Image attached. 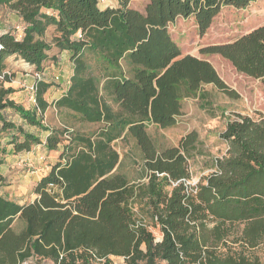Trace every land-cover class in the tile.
I'll return each mask as SVG.
<instances>
[{"label":"trees","instance_id":"16d2710c","mask_svg":"<svg viewBox=\"0 0 264 264\" xmlns=\"http://www.w3.org/2000/svg\"><path fill=\"white\" fill-rule=\"evenodd\" d=\"M132 1L103 10L98 0H0L20 17L13 30L0 31V75L10 56L42 73L55 47L74 64L66 95L54 103L72 121L63 119L64 128L44 123L52 84L38 83L31 110L4 86L10 75L0 80V155L3 144L15 154L43 144L25 124L49 132L45 147L60 152L32 202L0 195V264H112V257L126 264H264L257 254L264 243V113L227 122L220 134L225 154L194 185L190 162L205 154L197 131L169 147L148 133L151 124L176 126L184 101L204 98L206 85L238 96L208 60L182 54L169 25L193 18L203 35L224 7L257 0H148L142 10L129 7ZM205 52L264 83V25ZM77 123L99 127L87 132ZM117 142L129 147L123 156ZM127 159L140 165L139 177L123 172Z\"/></svg>","mask_w":264,"mask_h":264},{"label":"rangeland","instance_id":"374dc122","mask_svg":"<svg viewBox=\"0 0 264 264\" xmlns=\"http://www.w3.org/2000/svg\"><path fill=\"white\" fill-rule=\"evenodd\" d=\"M133 4L135 8L142 10L146 4V0H136ZM12 14L10 9L0 6V31L6 29L13 30L18 24L17 19ZM263 25L264 0H257L244 8L224 7L214 19L211 27L203 35L199 33L193 18H178L174 23L169 25L170 34L178 43L182 54L208 60L229 89L235 91L238 95L234 98L213 85H206L203 89L206 94L204 98L196 97L184 101L183 114L178 118L176 126L171 128H161L153 124L148 126V133L155 143L158 146L165 147L178 146L184 136L192 131H197L205 154L196 156L190 162L192 172L190 183L193 185L201 177L211 173L214 168V160L225 154L227 145L220 138V134L225 130L227 122L238 114L257 118L259 113H264L263 80L238 72L222 56L208 54L205 50L211 46L232 43L241 36ZM54 35V32L48 34L47 39L52 40ZM54 53H58V48L55 47L50 51L51 56ZM58 69V65H56V71ZM36 72L35 67H31L24 60L17 57L12 61L9 73L12 79L19 77L20 80H23L26 74L34 76ZM52 78L55 88L61 87V89L64 87L65 81L69 79L67 74L64 78H59L60 80L54 75ZM4 86L7 87V83H4ZM21 89V87H18L17 92L21 91ZM56 91L57 89H55ZM12 97L17 98V94H13ZM16 102L25 107H34L30 99H17ZM14 115V112L8 114L11 120H15ZM44 118L46 119L45 125L51 129L64 128L65 123L63 119L72 122L68 115L61 114L53 107L46 112ZM98 127L99 125L93 124H76V128L87 132L96 130ZM24 128L40 136L42 139L49 133L29 124H25ZM5 141L6 139H3L1 143L3 144ZM3 145L5 149L10 148L9 145ZM36 148L37 146H34L30 153H22V158H19L18 165L14 160L12 162L9 161L1 168L6 173V181L4 184H0V192L3 191V195H6L10 200L19 199L23 203L32 201L35 198L33 189L37 179L49 173L52 166L59 161V151H49L45 146L40 150ZM116 149L123 156L129 150V147L122 142H117ZM38 153L45 155L46 159L44 162L37 158ZM5 154H1L0 157L5 158ZM29 165L36 168L37 174L30 173L29 170L31 168ZM123 172L135 178L142 174V168L140 165L132 164L131 160L127 159ZM21 227L22 225L18 222L16 228L20 229ZM150 229L156 239L162 238L159 227L155 228L151 226ZM257 254L264 260V243L257 249ZM24 264L55 263L50 260L31 258ZM112 264H126V262L122 257H112Z\"/></svg>","mask_w":264,"mask_h":264},{"label":"crops","instance_id":"0c3cea01","mask_svg":"<svg viewBox=\"0 0 264 264\" xmlns=\"http://www.w3.org/2000/svg\"><path fill=\"white\" fill-rule=\"evenodd\" d=\"M98 1H99L100 8L103 9V10L107 9V8L123 9V6L119 2V0H98ZM135 1L136 0L132 1L129 4V7L137 9V8L134 7V4H133ZM147 1L148 0H146V2ZM12 15L15 16V18L17 19V22L19 23V21H20L19 15L17 13H13ZM53 31H54L53 28H49L48 34L52 33ZM15 58H17V57L16 56H10L7 59V70H6L7 72H10L12 61H14ZM49 58L50 59L47 61L46 65H45V68H44V70L42 72V75H43L42 82L48 83V84H52V86L48 89V91L45 94V99L50 104V107H49L48 110L52 109V107L54 109H56L55 106H54V103L56 101H58L59 99H61L64 95H66V93L68 91V88H69V86L71 84V77L73 76V73H74V64H73V62L70 59L68 51H66V50L58 51V53H54L52 56L49 55ZM51 58H53V60H51ZM56 65H58V68H59L58 71H56ZM30 66L34 67L32 65H30ZM66 74H67L69 79L67 81H65L64 87L62 89H61V87L55 88V85H53L54 80H53L52 76L54 75V76H56L59 79L61 77L64 78V76ZM21 76H23V75H21ZM33 83H34V76L26 74L23 77V80H20L19 77H16V79H12L11 78V82H7V87H12L16 91L17 99L26 100V99H30V97H31L30 87L32 86ZM17 86L22 88L21 91L17 92V90H18ZM55 89H57L56 92H55ZM26 108L27 109H31V110L35 109L34 107H30V108L26 107ZM8 114H10V111H6L5 115H8ZM7 117H9V116H7ZM14 118H15V120H13L14 122H16V121H17V123H23L24 122L16 114L14 115ZM9 119H10V117H9ZM44 123H46V119L44 120ZM59 124L62 125L61 122H59ZM48 135H49V133L45 136L44 139H42L43 143L45 142V140H46ZM27 153H30V152H27ZM4 157H5L4 158V163H3V165L0 166V173L4 177V182L2 184H4L5 181H6V173L1 168L4 167V165H6V163H8L9 161L12 162L14 160L17 162L16 164L18 165L19 164L18 163L19 158H22V153L15 154L13 149H12V147H10L9 149H7V152L4 155ZM42 177L43 176H41L40 178L37 179L36 184L40 181V179ZM0 195L5 197V198H7L6 195L5 196L3 195V191L0 192ZM16 198H18V197H16ZM7 199H9V198H7ZM12 201H16V202H19L20 204H24L19 199L12 200Z\"/></svg>","mask_w":264,"mask_h":264},{"label":"built area","instance_id":"2783aa9c","mask_svg":"<svg viewBox=\"0 0 264 264\" xmlns=\"http://www.w3.org/2000/svg\"><path fill=\"white\" fill-rule=\"evenodd\" d=\"M20 31V35H19V38H21L22 37V31L21 30H19ZM78 37H81V34H79L78 35ZM0 49H1V45H0ZM6 75H10V73L9 72H4L2 75H0V80H3L4 79V77L6 76ZM42 78H43V75H42V73H35L34 74V83L32 84V86L30 87V91H31V97H30V100H31V102H32V104H33V106L34 107H37V89H38V83L40 82V81H42ZM45 146V144L43 143V144H40V145H37V150H40L42 147H44ZM39 155H38V159L40 160V161H42V162H44V160L46 159V157H45V155L44 154H40V153H38ZM29 167L31 168L29 171H30V173L31 174H37V170H36V168L35 167H32V165H29ZM50 188L51 189H53V188H55L52 184L50 185Z\"/></svg>","mask_w":264,"mask_h":264}]
</instances>
